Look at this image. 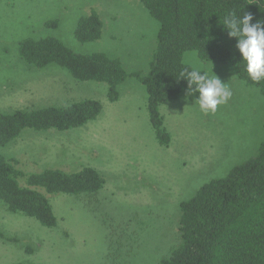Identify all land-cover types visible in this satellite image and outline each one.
Masks as SVG:
<instances>
[{
    "label": "rangeland",
    "instance_id": "obj_1",
    "mask_svg": "<svg viewBox=\"0 0 264 264\" xmlns=\"http://www.w3.org/2000/svg\"><path fill=\"white\" fill-rule=\"evenodd\" d=\"M92 12L103 22V35L83 44L75 31ZM159 30L139 0H0V115L83 100L103 106L98 119L81 128L26 129L0 153L18 161L22 188L30 176L51 169L74 174L92 168L106 182L97 194L48 195L34 188L51 201L55 228L11 213L0 200V230L19 240L0 239V264H161L182 243L181 204L257 156L264 144V97L230 64L204 62L196 51L184 55L185 65L217 75L232 96L207 115L189 91L161 106L171 135L164 147L137 79L129 77L119 101L111 102L107 84L79 82L58 65L32 67L20 54L23 41L51 37L77 54L103 53L121 60L129 74L148 76Z\"/></svg>",
    "mask_w": 264,
    "mask_h": 264
},
{
    "label": "trees",
    "instance_id": "obj_2",
    "mask_svg": "<svg viewBox=\"0 0 264 264\" xmlns=\"http://www.w3.org/2000/svg\"><path fill=\"white\" fill-rule=\"evenodd\" d=\"M159 22L157 48L150 74H129L119 59L103 53L81 55L56 38L27 39L20 45L21 58L32 67L58 65L79 82L108 85V99H120L119 87L129 77L145 86L150 121L161 146L169 147L171 135L164 127L160 108L178 100L188 91L187 80L180 77L192 67L184 64V55L196 51L204 62L230 64L237 77L249 87L259 89L264 97V80L253 81L244 70L238 39L230 37L222 24L230 13L241 18L253 16L252 23L264 21V0H139ZM57 26V22H51ZM98 13L82 18L76 28V39L85 44L103 35ZM196 98L198 93L194 94ZM103 106L96 100H83L66 107L38 111H15L0 115V149L20 137L26 129L35 131H69L95 121ZM18 161L7 160L0 153V200L8 211L36 219L44 227L55 228L57 218L48 195L97 194L104 178L92 168L74 174L47 170L28 179L22 188L18 178L23 174ZM179 232L182 243L161 264H264V144L256 157L235 167L227 177L203 186L189 201L181 204ZM0 239L19 243L0 230ZM29 252H33L31 249Z\"/></svg>",
    "mask_w": 264,
    "mask_h": 264
},
{
    "label": "clouds",
    "instance_id": "obj_3",
    "mask_svg": "<svg viewBox=\"0 0 264 264\" xmlns=\"http://www.w3.org/2000/svg\"><path fill=\"white\" fill-rule=\"evenodd\" d=\"M253 16L245 14L242 18L235 13L226 15L222 24L230 37L237 38L241 62L245 71L255 82L264 80V21L252 23ZM180 77L187 80L189 94L198 93L194 103L204 114L216 113L220 105L226 104L232 96L227 83L217 75H211L200 68L184 70ZM189 96L186 95V98Z\"/></svg>",
    "mask_w": 264,
    "mask_h": 264
}]
</instances>
